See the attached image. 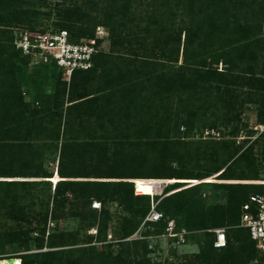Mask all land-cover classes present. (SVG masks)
I'll list each match as a JSON object with an SVG mask.
<instances>
[{
	"label": "rangeland",
	"instance_id": "rangeland-1",
	"mask_svg": "<svg viewBox=\"0 0 264 264\" xmlns=\"http://www.w3.org/2000/svg\"><path fill=\"white\" fill-rule=\"evenodd\" d=\"M186 1L190 0H117L116 3L110 0H0V171H12V177L53 176L0 178V262L21 264L23 257L26 260L31 254L54 251L56 256L50 264H86L89 262L87 253H78V250L94 247L101 251L106 243L118 244L123 237L124 225L139 220V216H134L135 211L145 208L141 202L127 200L116 187L98 186L96 183L120 181L114 178L134 177V173L156 167L171 178H178L177 173L190 169L194 174L208 172L211 175L199 182L177 181L162 196L147 199L157 209L172 216L176 225L189 226L188 242L176 245L166 238H143L142 233L149 232L145 231L148 227H138L130 240H122L128 243L142 240L136 246L130 245L132 255L129 259L132 264H145V260L147 264H176L170 255V250L175 249L186 259L183 264H203L198 251L206 244L204 238H212L209 229L213 226L206 230L195 227L198 218L186 222L191 213L188 215L189 209L182 205L180 197L188 188H197V199L203 201L204 207L210 208L225 203L226 192L216 187L217 183L251 184V181L209 178H218L220 171H213L230 157L222 142L229 148L242 149L250 143L248 139L254 140L264 131V22L255 37L260 47L252 54L250 63L243 59L233 71H226L227 67L221 63L213 66L218 71H226L223 78L207 76V84L213 89L205 95L195 89L190 107L178 101V95L189 94L188 91L177 89L174 98L152 96L151 92L160 90L162 84L157 82L150 86L144 81V76L138 78L131 97H125L114 83L117 72L124 71L125 61L118 63L113 59L108 65L113 76L104 78L103 75L97 76L104 67V57H101L99 65L103 67L97 70L88 90L83 91L81 84L77 83L80 78L76 79L78 85L75 83L72 87V76L67 80L53 66H47V69L24 63L11 45L16 31L30 27H60L68 24L69 20L65 18V13H68V17L80 21L84 29L95 31L100 27L107 33L100 46L105 55L123 59L131 54H135L136 59L154 57L159 64L166 61L164 66L158 67L157 74L177 79L188 75L178 69L182 60V44L179 62L175 65L169 64L162 53L168 55L170 47L175 45L165 41L180 27L183 6H189ZM193 1L197 7L198 0ZM113 26L118 28L124 41L130 38V34L136 42L132 46L114 48ZM180 39L183 43V33ZM132 59L135 58L132 56ZM138 64L134 62L135 66ZM248 65L253 67L252 71ZM128 69H131L130 65ZM204 72L206 67L198 66L193 74ZM106 89L108 91L104 95L109 96L114 91L116 94L111 98L103 96ZM86 92L101 98L90 116L76 119L78 111L69 108L73 103L70 101L73 94ZM161 105L173 114L178 113L181 120L178 130L169 134L175 145L170 148L160 146L152 152L151 146L158 141L157 137H163L154 130L147 133L132 126L147 122L148 117L144 113L148 108L159 112ZM188 116L193 120V127L185 134L188 128L183 119ZM223 118L230 121L224 134L220 133L218 124V130L208 129ZM178 141L184 144H176ZM153 155L157 161L155 164L138 163L141 157L153 158ZM132 159L136 162L128 164ZM229 166L224 170L225 176H241L238 160ZM63 172L72 177L86 178L71 180L76 183L59 190L57 174ZM258 177L262 178L263 174ZM93 198L101 201L100 211H91L89 201ZM202 222L205 223V218ZM208 224L211 225L210 222ZM98 230L102 232L100 240H96V232L93 234ZM43 232L41 244L37 239H41ZM226 232L236 252L246 248L247 242L243 237L237 242L228 230ZM51 236L56 244L54 248L47 246ZM126 250L116 247L113 255L124 257ZM68 251L73 254L67 255ZM236 264L246 263L237 258Z\"/></svg>",
	"mask_w": 264,
	"mask_h": 264
},
{
	"label": "trees",
	"instance_id": "trees-1",
	"mask_svg": "<svg viewBox=\"0 0 264 264\" xmlns=\"http://www.w3.org/2000/svg\"><path fill=\"white\" fill-rule=\"evenodd\" d=\"M119 1V0H118ZM193 0L186 1L189 2V6H183L184 11L180 14V24L177 28V32L175 34L173 29V34L169 37L168 41H165L166 44L169 42H173L175 45L171 46L168 50V55L166 53H162L163 57L168 58L167 62L169 64H177L179 61V53L182 44V53H181V63L178 65V69L180 72H186L188 75L179 76L177 79H169L163 77L160 74L156 73V70L160 66H164L166 61L159 64L156 58L145 57L141 59H136L135 54H131L129 57L123 59L122 57L114 56V55H105L102 51H100L93 59V68L88 71H79L75 72L72 75V87H75V83L78 79V84H81V90H88L90 86V82L96 76L97 70L101 65H99V59L104 57V61L101 66L102 70L98 73V77L102 76L104 78H110L113 76L108 65L112 64V60L119 61L118 63L126 62V67L124 71H118L115 78V87L119 88L118 91H122L125 97H131L132 93L136 88V84L138 78L140 76H144V81L147 82L150 86L155 83L162 84L160 90H153L152 96L155 97H175V91L186 90L187 93H182L178 95V101L180 104L186 103L190 104L192 101V97L194 96L193 91L197 89L203 95L210 92L212 87L209 86L208 77L214 78L215 76L223 78L224 72L233 71L237 69V65H241L243 59H245L248 63L252 60V54L256 49H259L260 42L256 40V35L260 29V25L264 22V0H240L239 2H235V0H198L197 7L196 4L192 3ZM111 3H116L117 0H110ZM191 2V4H190ZM242 2L244 5H242ZM196 7V8H195ZM124 9L125 6H122ZM68 13H65V18L69 20L68 24H63L60 27H43V29L53 28L57 30H66L71 37L75 39H89L94 37L95 31L93 29L88 31L84 29L81 25V22L77 19L70 16L68 17ZM79 25V26H78ZM97 28V27H96ZM95 28V30H96ZM170 28V27H169ZM30 30H35L37 28L30 27ZM181 33L184 34L183 43H180ZM128 40L124 41L121 38V34L118 32V28L113 26L112 28V38L114 39L112 42V46L116 49H120L125 46H132L133 43L136 42L134 37L131 38V35L128 34ZM12 42V41H11ZM12 45V43H11ZM13 51L16 55L21 59L24 63H28V61L22 58L17 51L12 46ZM247 53V54H246ZM166 54V55H165ZM133 58L135 59H132ZM234 58V59H233ZM106 59V60H105ZM134 60V61H132ZM133 62V63H132ZM135 63H139L138 66L134 65ZM133 64V66L131 65ZM221 63L225 67H227L226 71H218L213 66ZM131 69H128V67ZM198 66L206 67V72L201 75L193 74L194 69ZM138 67V68H136ZM249 70L252 71L253 67L249 66ZM43 68H47V66H43ZM48 69V68H47ZM18 70V69H16ZM50 70V69H49ZM53 70V69H52ZM147 71V72H146ZM159 80V81H158ZM212 80V79H211ZM210 80V81H211ZM82 81V82H81ZM222 81V80H221ZM220 81V83H221ZM76 83V84H77ZM77 84V85H78ZM123 88V89H122ZM178 89V90H177ZM219 90V88H217ZM108 91L103 90L104 92ZM102 92V91H101ZM113 94L106 96L111 98ZM73 94L72 100L69 105V108H73L76 110V119H80L84 116H90L92 111L94 110L95 104L101 97H94V93L87 94ZM160 104H162L161 100ZM138 105H136L137 107ZM190 107V105H189ZM127 109L128 106H127ZM163 111L165 113L160 114ZM146 117H148L147 122L138 123L133 125L132 128L136 130H144L147 133L154 130L158 134V136H162L163 139L157 137V142L153 143L151 148L160 149V146H165V148H170L175 145V140H172L169 136L172 130H178L179 120H181L178 113L173 114L170 110H166L160 107V111H154L151 107L148 108L146 113H144ZM184 124L187 126L188 130L185 134H188L193 127V120L190 116L183 119ZM264 125V121L262 122ZM220 128V133L224 134L226 128L230 124L228 118L220 119L218 122L216 121L214 125L209 126L208 129L212 128L218 130ZM236 138V137H235ZM160 140V141H159ZM250 140L249 144L244 145V148L240 149L229 148L226 143L222 142V147L226 148L229 159H227L221 166L217 167L213 172H219L218 178H209L211 180H219V181H253L259 179L258 176L263 174L264 170V131L258 135L254 140ZM178 145H183L184 143L177 142ZM239 161L241 165V171L239 172L241 176L239 177H227L224 175L225 168L230 167L229 165L233 161ZM136 159H132L128 162V164L135 163ZM156 157L153 155L151 157H141L139 160V164L151 163L155 164ZM212 172V173H213ZM1 179H9V178H52L51 176H27L20 175L10 176L13 174L12 171H0ZM23 174V173H20ZM180 177L171 178L169 174L160 171L158 168H151L147 171H141L138 173H134V177L130 178H114L120 181L114 182H97L98 186H114L122 195L127 198V200L137 201L138 203H143L144 209L135 211L134 216H139V220L131 223L128 222L124 225L123 229V237L119 240L118 244L116 243H106L101 247V251H97L94 247H87L85 249L78 250V253H87L89 257V262L86 264H132V261L129 259L132 255V251L130 245H138L142 242V240L137 239L136 241H132V243H128L122 240L129 238L131 234L138 229L143 218L148 213L151 204L147 199L156 198L162 196L164 192L168 189L170 185L177 181H197L199 180H207L210 173H193L190 170H185L182 173H177ZM57 178L60 179L58 184L60 189L62 190L67 185L75 184L76 182H72L74 179H82L86 177H72L69 173H58ZM4 183V182H1ZM7 183V182H6ZM22 183H30V182H22ZM34 183V182H32ZM92 184L93 182H86V184ZM79 184V183H77ZM55 185V186H56ZM216 187H220L219 189H223L226 193H224L225 203L224 204H216L212 207H204V203L201 199H197L198 189L196 190L193 187H190L182 193L180 197V201L183 200L184 206L188 208V217L186 218V222H189L193 218H198L195 223V227L199 226L201 229H209L210 226H213L212 229H225L226 235V247L223 249H214L213 241L214 234L212 233V238L207 239L204 238L206 242L204 248L198 251L199 256L203 262V264H236L237 258H241L242 261L246 264H253V261L257 259L258 253L254 247L253 242L250 240L248 231L240 227V219L242 215V205L245 204L250 195L257 194L261 191V187L258 185L252 184H241V183H217ZM96 200L100 202L101 209L102 203L99 199H91L89 201V205L91 202ZM146 200V202H145ZM91 211L96 212L100 210H94L90 207ZM163 214V220L147 224L144 227H148L150 229L149 232L142 233L143 238L145 237H159L163 232L167 225L168 221H173L172 216H170L166 211L164 212L162 209L158 208ZM106 212H103V214ZM205 218V223L202 220ZM202 222L201 224H199ZM211 223V225L208 224ZM175 223V222H174ZM176 225V224H175ZM188 225L183 227L176 225V231L184 230L187 234ZM226 230L233 235L234 239L238 242L240 237L247 242L246 248H240L239 252H236L235 248L231 245L230 239L227 235ZM44 232L42 233L41 239H37L38 242L42 244ZM102 232L101 230L96 231V240L101 239ZM208 237V234H206ZM187 235L185 236V241H187ZM105 241V240H104ZM172 244L175 243V240H168ZM98 242V241H97ZM117 242V241H116ZM101 243V242H99ZM47 246L49 248H54L56 246L53 236L49 238L47 241ZM116 247H121L123 249H127L125 251V256L115 257L113 254L116 251ZM175 248V247H173ZM133 250V249H132ZM66 253V252H65ZM67 255L73 254L72 251H68ZM170 255L175 258L176 264L185 263L186 259L182 257L180 254L176 253L175 249L170 250ZM56 256V252L50 251L45 253H37L31 254L28 259L23 260L21 258V264H50L51 259ZM147 260L144 261L147 264ZM77 264V263H75Z\"/></svg>",
	"mask_w": 264,
	"mask_h": 264
},
{
	"label": "built area",
	"instance_id": "built-area-1",
	"mask_svg": "<svg viewBox=\"0 0 264 264\" xmlns=\"http://www.w3.org/2000/svg\"><path fill=\"white\" fill-rule=\"evenodd\" d=\"M104 35L107 33H104L100 27L96 28L94 37L89 39H75L66 30L53 28L21 29L13 33L12 46L31 66H53L69 80L73 73L93 68V59L101 51ZM252 182H254L252 185L260 186L261 191L250 195L248 201L242 205L240 227L248 231L250 240L257 250L258 257L253 264H264V170L263 177ZM90 207L100 210L101 204L93 200ZM161 220L163 214L151 204L139 229ZM209 231L214 234L213 248L218 250L225 248L227 242L225 229ZM93 232L95 234L96 231ZM186 235L184 230L176 231V225L171 220L157 238L173 239L176 245H181L185 243ZM130 239L131 237L127 240Z\"/></svg>",
	"mask_w": 264,
	"mask_h": 264
},
{
	"label": "crops",
	"instance_id": "crops-1",
	"mask_svg": "<svg viewBox=\"0 0 264 264\" xmlns=\"http://www.w3.org/2000/svg\"><path fill=\"white\" fill-rule=\"evenodd\" d=\"M0 264H6V263L1 262Z\"/></svg>",
	"mask_w": 264,
	"mask_h": 264
},
{
	"label": "bare ground",
	"instance_id": "bare-ground-1",
	"mask_svg": "<svg viewBox=\"0 0 264 264\" xmlns=\"http://www.w3.org/2000/svg\"><path fill=\"white\" fill-rule=\"evenodd\" d=\"M252 183H254V182L251 181V184H252ZM0 263H1V262H0Z\"/></svg>",
	"mask_w": 264,
	"mask_h": 264
}]
</instances>
